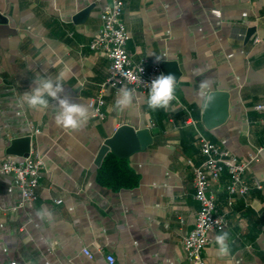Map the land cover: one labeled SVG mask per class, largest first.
Returning <instances> with one entry per match:
<instances>
[{"label": "crops", "instance_id": "0c3cea01", "mask_svg": "<svg viewBox=\"0 0 264 264\" xmlns=\"http://www.w3.org/2000/svg\"><path fill=\"white\" fill-rule=\"evenodd\" d=\"M113 1L0 0V165L18 160L7 148L26 136L32 139L30 154L44 162L38 200L18 209L20 190L0 170V264H109L107 255L115 264H190L183 240L196 224L193 170L204 157L189 119L212 143L242 160L255 158L245 175L249 191L231 206L228 175L213 185L218 210L228 211L223 232L231 251L219 256L215 237L222 232L212 233L204 258L209 264H264V110L256 109L264 105V0H123L127 51L151 64L177 62L175 94L182 105L153 111L148 93L134 90L132 106L121 111L115 107L119 90L132 88H107L106 118L92 119L91 108L79 130L56 125L55 101L48 109L27 108L21 96L34 81L55 80L62 71L68 74L64 95L73 102L91 104L99 96L111 62L90 43ZM89 6L88 19L77 25L75 15ZM205 80L210 87L201 96ZM213 92L228 94L222 123L219 107L207 119ZM123 125L150 130L153 142L125 159L109 153L137 177L134 187L114 190L99 182L96 159ZM42 210L51 215H38Z\"/></svg>", "mask_w": 264, "mask_h": 264}, {"label": "built area", "instance_id": "2783aa9c", "mask_svg": "<svg viewBox=\"0 0 264 264\" xmlns=\"http://www.w3.org/2000/svg\"><path fill=\"white\" fill-rule=\"evenodd\" d=\"M123 11V0H114L112 4L105 6L101 14L102 27L90 43L92 51L104 52L111 62L109 78L103 84L99 96L91 101V117L97 121H103L106 118L104 93L107 88L119 90L122 85H127L135 91L148 93L151 81L162 74L160 65L151 64L148 59L143 57L134 60L127 51L128 31L122 21ZM212 13L221 17L218 10H213ZM260 43L261 39L256 36L253 44L258 45ZM175 97L170 104L182 105L176 94ZM256 109L262 111L264 105H258ZM186 125L192 126L196 132L204 162L193 170L195 199L199 204V211L195 227L184 238L183 246L190 264H209L203 253L210 242L211 234L223 232L228 226V211L221 212L218 210L213 185L224 174L228 175L229 183L226 190L229 194L228 204L231 206L235 196L247 195L249 186L245 175L255 158L248 161L242 160L220 145L212 143L200 129L196 120L189 119ZM34 132L39 133V130ZM260 151H264V145ZM0 170L11 176L15 186L20 190L21 202L17 209L38 200V189L44 177V162L38 154H30L24 159L3 160ZM255 186L257 188L262 187L259 183H256ZM61 203L62 200H56V204ZM84 253L90 259L93 258L88 250H84ZM106 259L109 264L116 262L111 255H107ZM9 264L17 263L11 262Z\"/></svg>", "mask_w": 264, "mask_h": 264}, {"label": "clouds", "instance_id": "9594fccd", "mask_svg": "<svg viewBox=\"0 0 264 264\" xmlns=\"http://www.w3.org/2000/svg\"><path fill=\"white\" fill-rule=\"evenodd\" d=\"M151 55V54H149ZM157 61L162 57L155 56ZM66 72H60L57 78H39L34 81V87L25 91L21 96V102L27 108L32 110H44L49 108L50 100L55 101L58 111L55 115L57 126L65 129L79 130L89 119L91 104H82L73 102L72 99L64 95V85L62 81L67 78ZM180 80V79H179ZM173 75L160 74L149 84V92L146 103L153 111L158 109H167L170 103L176 98L175 92L178 81ZM210 83L205 80L201 82L199 95L204 96ZM135 91L128 87H122L119 90L115 107L118 110L130 108L133 103ZM38 215H51L47 210H42ZM218 255L221 257L230 254L229 233L222 232L215 237Z\"/></svg>", "mask_w": 264, "mask_h": 264}, {"label": "water", "instance_id": "95a60500", "mask_svg": "<svg viewBox=\"0 0 264 264\" xmlns=\"http://www.w3.org/2000/svg\"><path fill=\"white\" fill-rule=\"evenodd\" d=\"M94 6H89L88 8L81 10L74 17V22L77 25L85 23L88 19L91 10ZM254 29H251L248 34V39L251 37ZM160 68L162 74L173 75L177 80L181 77V71L179 69L178 63L173 61L161 62ZM228 94L224 92H213L208 97L206 115L207 119L212 117L215 108L220 109V122L222 123L227 116V102ZM219 122V123H220ZM210 127V126H209ZM153 142L150 130H136L132 126L123 125L116 130L112 137L105 140L101 146L97 159L96 165L101 167L102 162L105 157L112 153L115 156L125 159L132 154L145 150ZM32 139L29 136L23 138H17L12 140L10 146L7 148V154L18 159L27 158L31 153Z\"/></svg>", "mask_w": 264, "mask_h": 264}, {"label": "trees", "instance_id": "16d2710c", "mask_svg": "<svg viewBox=\"0 0 264 264\" xmlns=\"http://www.w3.org/2000/svg\"><path fill=\"white\" fill-rule=\"evenodd\" d=\"M99 182L114 190L134 187L137 184V177L124 160L108 154L98 173Z\"/></svg>", "mask_w": 264, "mask_h": 264}]
</instances>
